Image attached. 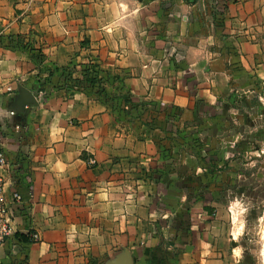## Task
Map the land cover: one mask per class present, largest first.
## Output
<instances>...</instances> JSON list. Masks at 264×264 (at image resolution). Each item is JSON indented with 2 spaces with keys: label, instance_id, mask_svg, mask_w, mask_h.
I'll return each instance as SVG.
<instances>
[{
  "label": "crops",
  "instance_id": "1",
  "mask_svg": "<svg viewBox=\"0 0 264 264\" xmlns=\"http://www.w3.org/2000/svg\"><path fill=\"white\" fill-rule=\"evenodd\" d=\"M0 37V173L23 197L0 264H246L171 153L237 77L264 96V0H0ZM90 63L106 96L63 82Z\"/></svg>",
  "mask_w": 264,
  "mask_h": 264
},
{
  "label": "rangeland",
  "instance_id": "2",
  "mask_svg": "<svg viewBox=\"0 0 264 264\" xmlns=\"http://www.w3.org/2000/svg\"><path fill=\"white\" fill-rule=\"evenodd\" d=\"M245 78L248 86L237 77L213 112L179 123L172 185L186 202L207 204L213 216L233 220L239 258L264 264V96Z\"/></svg>",
  "mask_w": 264,
  "mask_h": 264
},
{
  "label": "built area",
  "instance_id": "3",
  "mask_svg": "<svg viewBox=\"0 0 264 264\" xmlns=\"http://www.w3.org/2000/svg\"><path fill=\"white\" fill-rule=\"evenodd\" d=\"M9 113L14 114V111L11 110ZM3 136L4 131L0 123V144L2 142ZM88 162L93 166L96 164V159L94 157H89ZM10 167V162L8 161L0 147V168L8 172V170H10ZM8 182L9 179L7 178L6 174L0 173V249L5 244L6 240L15 232L14 220L12 216L13 211L11 205L12 203H20L23 201L22 195L16 190L12 192L11 199L8 198L6 194ZM31 240L39 241L40 234L38 232H32Z\"/></svg>",
  "mask_w": 264,
  "mask_h": 264
},
{
  "label": "trees",
  "instance_id": "4",
  "mask_svg": "<svg viewBox=\"0 0 264 264\" xmlns=\"http://www.w3.org/2000/svg\"><path fill=\"white\" fill-rule=\"evenodd\" d=\"M20 40V43L24 47H29L28 43L25 42L23 37L18 38ZM1 40V37H0ZM86 65V64H85ZM83 76L75 77L73 76V70L68 68H63L61 70V75H63V82L68 87L73 89H89L96 91L101 96H106L105 88L103 84V78L100 76V68L98 64L96 63H90L85 66V68L82 70ZM52 75V72L44 79L39 80L40 85H44L46 83L50 82V77ZM125 100L132 104L131 101V94L126 93L124 95Z\"/></svg>",
  "mask_w": 264,
  "mask_h": 264
},
{
  "label": "water",
  "instance_id": "5",
  "mask_svg": "<svg viewBox=\"0 0 264 264\" xmlns=\"http://www.w3.org/2000/svg\"><path fill=\"white\" fill-rule=\"evenodd\" d=\"M27 95H28V96H27V99L24 100V104L27 103V100H33V101H36L34 95H33L30 91H27Z\"/></svg>",
  "mask_w": 264,
  "mask_h": 264
}]
</instances>
